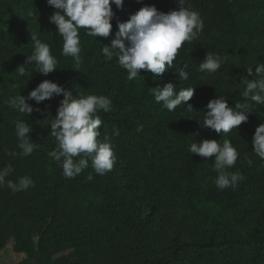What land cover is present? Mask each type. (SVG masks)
Wrapping results in <instances>:
<instances>
[{
	"label": "trees",
	"instance_id": "16d2710c",
	"mask_svg": "<svg viewBox=\"0 0 264 264\" xmlns=\"http://www.w3.org/2000/svg\"><path fill=\"white\" fill-rule=\"evenodd\" d=\"M206 1L211 8L209 14H201L205 40L202 41L199 36L191 43L186 42L174 61V67L161 77L154 80L151 73L142 70V77L129 81L126 71L116 59L110 61L121 78V93L114 95L112 112L99 113L103 121L100 127V131L104 132L103 138H112L113 130H119L116 140L120 148L134 152L151 171H159V160L164 158L159 157L160 153L175 159L173 165L183 158L187 165L183 170L177 169L181 176L167 179L157 174L155 184L162 192L161 198L171 204L168 210L178 212L180 219L197 229L203 240L186 241L172 236L160 241L159 254L144 252L138 242L148 224V210L134 199L123 197L109 173L104 176L94 174L91 181L64 178L62 169L48 156V152L56 147L48 122L44 126L47 130L42 142L29 135L38 145L33 154L12 159L15 166L19 165L17 161L20 159L28 169L47 161L57 177L48 188L49 197L42 200L40 208H35L37 214L33 218L45 222L36 245V264H58L53 259L57 254L69 250L86 253L102 245L113 247L116 258L125 264H264V162L252 151L251 143L256 127L264 123V105H256L254 113L249 114L248 122L238 130L234 129L226 135L215 133L210 137L209 140L221 144L223 139L231 141L239 157L229 171L238 170L246 177L235 189L220 191L213 183L217 176L211 169L214 158L191 154L188 151L191 143L200 142L198 134L191 130L184 135L175 122V112L184 105L169 112L155 102L149 90L162 88L169 82L176 86L177 91L195 88L193 98L186 104L200 105L204 115L207 103L218 96L227 99L229 107L233 108L237 102H244L240 96L242 88L238 84L246 78L248 67L255 71L257 64H264V0ZM124 3L121 9L111 5L114 13L112 30L116 32L118 23L128 21V18L126 21L121 19ZM126 3L130 7L129 18L134 10L139 11L145 6H155L165 14L179 10L177 0H142L141 3L128 0ZM54 11L47 0H0V38L21 33L22 24L26 21L34 22L38 27L43 21L51 46L61 53L62 38L55 25L49 22ZM81 33L84 31L81 30L80 38ZM99 39L103 40L102 37ZM209 51L225 61L219 71L212 74L219 75L215 81L210 80L212 75L202 80L201 76L206 74L198 71L199 63ZM62 57L66 62L73 63L70 57ZM180 70L188 72L187 81L179 77ZM1 76L4 77L2 71ZM63 82V78L55 80L65 88L68 80ZM0 85L2 89L13 90L10 82L0 81ZM62 99L61 95L46 101L49 108L44 111V116L48 120L55 118ZM138 105L149 107L152 114L163 122L158 127L160 139L155 143L149 144L137 131L134 114ZM46 107L41 103L43 110ZM17 142L13 123L0 120V154L4 155L9 150L19 153ZM114 150L117 160L129 172V182L123 188L132 191L137 187V177L132 173L130 162L123 160L122 154Z\"/></svg>",
	"mask_w": 264,
	"mask_h": 264
},
{
	"label": "clouds",
	"instance_id": "9594fccd",
	"mask_svg": "<svg viewBox=\"0 0 264 264\" xmlns=\"http://www.w3.org/2000/svg\"><path fill=\"white\" fill-rule=\"evenodd\" d=\"M142 0H137L141 3ZM124 0H47L48 6L55 9L49 17V22L56 27V32L62 38V56L70 57L74 67L79 72L83 62L80 32L84 30L89 37H103L108 39L112 32L114 13L111 5L117 9L123 7ZM179 10L165 14L155 6L142 7L131 15L127 22L118 23L115 37L108 45L101 49L107 60L117 59L118 65L127 73V80L133 81L142 77L141 71L151 73L155 80L166 71L174 67L180 49L185 43L198 39L204 29V21L200 12L194 10L189 0H177ZM33 50L26 56L23 65L15 73L17 77H24L30 67L35 73L48 76L57 70L58 61L52 55L50 45L42 42L35 33H31ZM224 58L209 51L205 59L199 63L198 71L206 76L215 74L224 63ZM184 67H187L186 65ZM179 77L183 81L189 78L188 72L180 70ZM249 77L251 79H249ZM144 78V77H143ZM242 91L240 96L244 102H237L229 107L228 100L222 96L210 100L203 119V128L210 129L221 135L238 130L243 123H247L249 114L254 113L256 105H264V64H257L255 71L247 68V76L238 84ZM17 88V83L11 84ZM156 103L162 108L173 112L180 105L190 101L195 88L188 87L176 90V86L169 82L162 88L149 89ZM63 96L57 108L55 118L49 120L50 135L56 141L54 150L48 156L62 169L66 179L80 175L89 166L94 173L104 176L113 170L117 156L111 138L105 136L100 139V127L103 123L99 113L112 112V100L105 95H80L73 97L70 91L50 80H44L28 95H18L9 98L6 103L10 109L16 110L28 117L34 109L27 101L41 102L54 97ZM189 111L193 110L189 105ZM138 128L137 131H141ZM31 125L23 120L15 122V135L19 153L12 152L13 157H28L33 154L38 145L30 139ZM119 130L114 129L112 138L119 136ZM252 151L264 162V123L256 127L252 137ZM188 151L202 158H214L213 169L217 173L213 183L218 190L235 189L240 181L246 177L240 171H229L238 160L239 153L230 140L223 139V143L215 140H203L191 143ZM247 158V156H246ZM251 164V160L248 161ZM14 171L11 164L0 168V187H7L13 194L26 191L34 186L30 176H22L16 181L8 179ZM90 172L86 178L91 181Z\"/></svg>",
	"mask_w": 264,
	"mask_h": 264
},
{
	"label": "rangeland",
	"instance_id": "374dc122",
	"mask_svg": "<svg viewBox=\"0 0 264 264\" xmlns=\"http://www.w3.org/2000/svg\"><path fill=\"white\" fill-rule=\"evenodd\" d=\"M124 0L123 13L121 14L122 21L129 20V5ZM191 7L201 14H209L210 3L206 0H189ZM135 14L137 10L133 11ZM208 12V13H207ZM39 27L34 22L26 21L22 24V30L19 34H14L11 37L0 38V71L4 74L0 81L10 82V84L17 83L19 87L13 90L2 89L0 85V120L11 122L15 126V122L23 120L31 125L32 131L29 135L36 141L42 142L45 138L46 126L49 122L48 117H45V112L49 106L46 107V101L41 102L44 110L41 108V103L37 105L35 101H27L34 109L39 108L40 111H33L28 117L26 114H21L16 110L10 109L6 101L18 95L27 96L29 92L34 90L44 80H50L55 83V80L63 78V83L68 80L65 86L67 91H70L74 98L80 95H105L111 100L115 97V93H121L122 81L120 76L116 73L114 67L110 64L102 54V47L108 45L110 39L115 37L116 31L112 30L108 39L99 37H89L81 33V56L82 64L79 72L74 67V63L66 62L55 47L50 44V36L43 21L39 22ZM31 33H35L38 38L50 45L52 55L57 59V70L48 76H43L35 73L29 65L27 74L24 77H17L16 69L23 65L26 56L31 55L33 45L31 43ZM88 38V39H87ZM205 33L202 31L200 39L205 40ZM5 47V49L3 48ZM9 47V48H8ZM117 61V59H116ZM65 74V75H64ZM219 75H212L211 81H215ZM3 78V79H2ZM66 78V79H65ZM185 104L177 112H175V122L181 127L184 135H187L191 130L197 133L198 140L201 142L205 139L209 140L215 134L214 131L203 128L204 114L199 105H190L193 110L189 111ZM134 114V122L140 134L146 138L149 144L155 143L160 139V131L158 127L163 123L159 121L157 116L152 114L149 107L138 105ZM9 114H6V113ZM4 113V114H3ZM47 115V114H46ZM8 119H11L10 121ZM101 132L100 139L103 140L104 132ZM117 138H111V143L114 149H117L122 154L123 160H128L131 164L132 173L137 177V187L132 191L123 188L129 182V172L120 160H117L112 171L109 172L112 177L113 184L117 189H120V194L128 198L134 199L136 203H141L148 210L147 226L142 231L141 241L138 244L144 252H155L159 254L158 245L160 241L166 240L169 237L177 236L186 241H200L203 236L197 229L186 221L180 219L179 213L168 210L170 203L162 199V192L158 190V185L155 184L157 174L167 179H172L174 175H182L177 172V169H184L186 162L183 158L180 163L173 165L172 157L165 156L160 153L159 157H164L159 160L157 170L151 171L144 161L132 151H126L120 148L117 143ZM18 143V142H17ZM159 148V146L157 147ZM13 151L9 150L6 154H0V168L11 164L14 171L8 177L16 181L22 176H30L34 183L26 191H21L13 194L7 187H0V264H36V245L39 240L40 232L42 231L45 222L36 221L33 217L37 214L35 208H40L42 200L49 197L48 188L52 186L57 180L56 175L52 173V169L47 161L40 166L32 169L26 168L24 162L20 159L19 164L15 166L12 159H16L10 155ZM44 159V158H42ZM177 162V161H176ZM212 171H214L212 166ZM94 176V171L89 166L80 175L76 176L79 181H87L86 178L89 173ZM215 172V171H214ZM160 177V176H159ZM122 189V190H121ZM114 248L108 245L91 250L86 253L73 252L71 250L54 256V260L58 264H125L119 262L115 256Z\"/></svg>",
	"mask_w": 264,
	"mask_h": 264
}]
</instances>
